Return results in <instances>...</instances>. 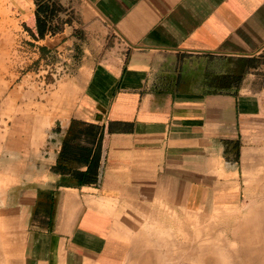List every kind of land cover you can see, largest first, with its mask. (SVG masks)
Masks as SVG:
<instances>
[{"label": "crops", "instance_id": "obj_1", "mask_svg": "<svg viewBox=\"0 0 264 264\" xmlns=\"http://www.w3.org/2000/svg\"><path fill=\"white\" fill-rule=\"evenodd\" d=\"M26 7L30 40L69 57L59 86L69 95L54 107L58 128L38 148V168L0 214V264H19L13 220L25 228L23 264H251L205 251L210 231L188 218L206 204L191 201L238 193L223 194L220 172L193 194L190 172L205 161L221 168L222 138L237 144L239 121L251 131L264 122V0Z\"/></svg>", "mask_w": 264, "mask_h": 264}, {"label": "rangeland", "instance_id": "obj_2", "mask_svg": "<svg viewBox=\"0 0 264 264\" xmlns=\"http://www.w3.org/2000/svg\"><path fill=\"white\" fill-rule=\"evenodd\" d=\"M29 1L0 0V65L6 68L0 73V182L4 185V190L0 193L2 216L12 210L10 196L19 187L16 186L17 182H21V177L24 179L32 173L31 168H38L35 161L40 155L38 148L44 144V137L52 129L58 128V123L54 120V107L69 95V90L59 87L69 74L64 66L68 65L69 57L44 51L26 33L23 19L29 11L26 7ZM246 123L238 122V132L243 135H239L237 144L230 145L234 139L222 138L221 168H208L205 161L202 168L192 169L190 172V179L197 178L199 182L198 187L191 184L193 194H201L204 187L206 189L202 184L216 180L220 172L221 181L225 184L223 194L238 193L234 201L225 198L218 202L202 201L201 197L197 201H191V209L195 205L206 204L198 207L206 217L196 212L188 219L190 225L210 231L205 236L208 242L214 243L211 246L207 242L206 250L211 254L218 251L219 244L226 246L232 257H235V251L241 250L236 249L237 247L249 246L253 241L264 246L261 234L264 215H259L264 214V181H260L258 176L256 178V173H264L259 169L264 163V122H255L257 125H254L253 131L246 129ZM251 132L253 136L250 135ZM246 187L254 201L249 200L245 193ZM13 222L20 243L19 257L14 259L23 264L25 228L20 220ZM218 228L221 230L219 234ZM217 236H221V239H217ZM209 237L211 238L208 239Z\"/></svg>", "mask_w": 264, "mask_h": 264}, {"label": "bare ground", "instance_id": "obj_3", "mask_svg": "<svg viewBox=\"0 0 264 264\" xmlns=\"http://www.w3.org/2000/svg\"><path fill=\"white\" fill-rule=\"evenodd\" d=\"M5 41V40H4ZM12 47V46H11ZM9 49V48H8ZM10 51V50H9ZM3 54V53H2ZM6 54V53H5ZM4 54V55H5ZM8 56V55H7ZM8 58V57H7ZM3 59V58H2ZM4 60V59H3ZM3 62V61H2ZM3 64V63H2ZM7 67V66H6ZM8 68V67H7ZM6 68H4L2 65H0V73H2L4 70H5ZM1 75V74H0ZM262 166V165H261ZM262 169V168H261ZM221 177V176H220ZM249 192V191H248ZM245 193H247V192H245ZM247 195H248V193H247ZM206 206V205H205ZM204 207V206H203ZM210 208V207H209ZM245 208V207H244ZM212 211H213V209H212ZM211 211V212H212ZM204 212V211H203ZM198 214V213H197ZM193 215V214H192ZM201 215V214H200ZM208 215H210V214H208ZM259 215H264V214H259ZM191 216V215H190ZM204 216L206 217V215L204 214ZM251 216V215H250ZM264 218V217H263ZM262 219V218H261ZM198 220V219H197ZM200 222V221H199ZM198 222V223H199ZM253 223V222H252ZM255 223V222H254ZM264 223V222H263ZM262 223V224H263ZM250 224V223H249ZM244 225H246V224H244ZM159 226V225H158ZM239 226H240V224H239ZM254 226H256V224L254 225ZM263 228H264V226H262ZM183 228V227H182ZM233 228H234V226H233ZM231 231V230H230ZM250 231V230H249ZM249 231H247V232H249ZM251 231H253V230H251ZM254 231H255V228H254ZM262 231H263V233H261L263 236H262V239H263V237H264V229H262ZM232 232H233V230H232ZM256 232V231H255ZM240 233V232H239ZM251 233V232H250ZM253 233V232H252ZM261 234H260V237H261ZM259 235V234H258ZM257 235V236H258ZM150 237V236H149ZM236 237H237V235H236ZM242 237V236H241ZM240 237V238H241ZM248 237V236H247ZM151 238V237H150ZM259 238V237H258ZM145 239V238H144ZM239 239V238H238ZM155 240V239H154ZM256 240V239H255ZM259 240V239H258ZM253 241V240H252ZM183 242V241H182ZM246 242V241H245ZM240 243V242H239ZM250 243V242H249ZM252 244L251 245H249V246H243V247H241V250L240 251H237V253H236V258H248V260L251 262V264H264V246H261V245H258L257 244V242H251ZM171 244V243H170ZM175 245V244H174ZM143 246V245H142ZM151 246V245H150ZM188 246V245H187ZM210 246V245H209ZM212 246V245H211ZM210 246V247H211ZM219 247H220V244L218 245ZM179 247V246H178ZM182 247H183V245H182ZM146 248V247H145ZM148 248V247H147ZM177 248V247H176ZM224 248V247H223ZM222 247L221 248H218V251L215 253V254H211V253H209V254H211V255H213V256H219L220 257V259H223V260H229V258L230 259H232V253H231V251H227V250H225V249H223ZM238 248V247H237ZM139 249V248H138ZM141 249H143V248H141ZM170 249V248H169ZM178 249V248H177ZM189 249V248H188ZM144 251V250H143ZM173 251V250H172ZM205 251H206V249H205ZM140 252V251H139ZM154 252V251H153ZM204 252V251H203ZM186 253V252H185ZM141 254V253H140ZM172 254V253H171ZM176 254H178V251L176 252ZM205 255V254H204ZM210 255V256H211ZM173 256H174V253H173ZM182 256V255H181ZM203 257V256H202ZM210 260H212V259H210ZM178 261V260H177ZM197 263V262H196ZM231 263V262H230ZM159 264H161V263H159ZM177 264V263H176ZM200 264V263H199ZM250 264V263H249Z\"/></svg>", "mask_w": 264, "mask_h": 264}, {"label": "trees", "instance_id": "obj_4", "mask_svg": "<svg viewBox=\"0 0 264 264\" xmlns=\"http://www.w3.org/2000/svg\"><path fill=\"white\" fill-rule=\"evenodd\" d=\"M43 29V27L41 28V30Z\"/></svg>", "mask_w": 264, "mask_h": 264}]
</instances>
